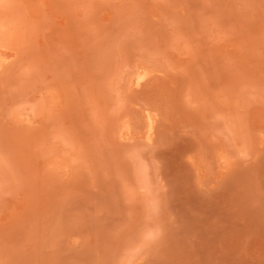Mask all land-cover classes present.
I'll use <instances>...</instances> for the list:
<instances>
[{
    "label": "rangeland",
    "instance_id": "1",
    "mask_svg": "<svg viewBox=\"0 0 264 264\" xmlns=\"http://www.w3.org/2000/svg\"><path fill=\"white\" fill-rule=\"evenodd\" d=\"M0 264H264V0H0Z\"/></svg>",
    "mask_w": 264,
    "mask_h": 264
}]
</instances>
